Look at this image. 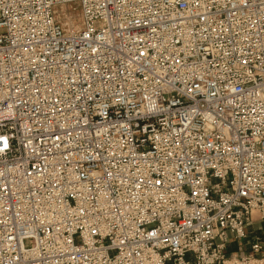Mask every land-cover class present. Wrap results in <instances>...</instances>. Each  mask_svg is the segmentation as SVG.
Returning <instances> with one entry per match:
<instances>
[{
  "label": "built area",
  "instance_id": "1",
  "mask_svg": "<svg viewBox=\"0 0 264 264\" xmlns=\"http://www.w3.org/2000/svg\"><path fill=\"white\" fill-rule=\"evenodd\" d=\"M261 223L264 0H0V264H264Z\"/></svg>",
  "mask_w": 264,
  "mask_h": 264
},
{
  "label": "rangeland",
  "instance_id": "2",
  "mask_svg": "<svg viewBox=\"0 0 264 264\" xmlns=\"http://www.w3.org/2000/svg\"><path fill=\"white\" fill-rule=\"evenodd\" d=\"M70 20L71 24L73 25H77L79 23V17L77 16V14H72ZM260 226L264 227V224L261 223ZM26 245H29V242H27Z\"/></svg>",
  "mask_w": 264,
  "mask_h": 264
}]
</instances>
